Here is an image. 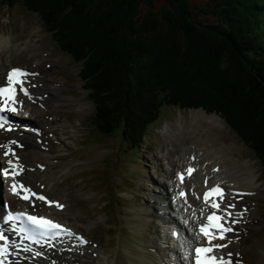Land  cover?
<instances>
[{
	"label": "rangeland",
	"instance_id": "rangeland-1",
	"mask_svg": "<svg viewBox=\"0 0 264 264\" xmlns=\"http://www.w3.org/2000/svg\"><path fill=\"white\" fill-rule=\"evenodd\" d=\"M3 1L0 0V36L5 35L12 39V43L8 44L3 52L8 64H23L22 61L30 63L31 54H27L25 50L21 51L24 43L30 41L36 49V56L44 57L40 66L45 69L50 68L49 66L52 67L47 70L50 72L49 77L57 80L55 84L60 85L59 92L62 96H67L63 97L65 101L60 104L50 100L52 108L46 112L45 119L48 115H53L54 120H57L53 128L58 133L60 143H57L54 153L45 154L43 151L31 149L26 151V158L32 164L37 160L52 163V167L57 170L58 174H61L62 168H68L64 177L58 181L55 191H52L53 194L62 195L63 198L69 196L71 208L74 211L69 215L70 218L91 238L100 241L105 251L118 256V251L122 247L132 248L137 241L131 222L140 221L136 215L139 210L144 209L142 206L150 197L146 194L154 186L151 180L149 181L153 174V168L159 163H163L162 150L170 147V140L165 135L167 134L165 127L168 123H172L175 131L179 132L178 122L189 125L192 122V116L196 114L192 115V111L198 109L194 106L190 110H180L171 105H165L139 149L127 147L121 142L118 134L114 136L102 135L95 131L91 125L94 105L88 96L85 82L80 77L81 66L79 63H76L71 55L63 52L53 36L46 31L42 23L44 22L41 17L42 13L27 11L24 4L26 0H13V7ZM179 2L180 5L175 0H141L138 9L141 14L154 13L156 16L162 17L166 11L172 13L183 6L182 8L189 7L193 18L201 23L216 24L219 21L215 0H179ZM45 7L50 8L49 4ZM78 7L80 9L81 6ZM184 14L182 13V15ZM120 16H122L120 13L112 10L102 16L93 17L95 29L92 33L89 30L83 35L70 33L68 46L77 52L88 48L91 53L104 54L103 40L100 35H104L103 32L107 30V33L110 32V27L118 22ZM90 39H93V42ZM119 42L120 40L115 35L109 41L114 51L118 49L123 54V46L122 44L119 46ZM200 46L202 43L194 40L185 42V47H188L184 50L186 59L183 56L179 57L178 52H173L170 48L162 45L135 46L137 54L133 58L134 60L132 62L131 59L119 60L117 72H122L121 66L124 65L127 66L126 68H131V74L138 72V75H133L137 85L145 82V84L154 85L167 84L169 81L176 83L178 93L183 90L182 95H187L189 88L199 89V92H195L199 94L196 98L204 96L202 88L206 91L207 96L197 100L204 101L203 107L207 109L208 114H214L211 112L212 102H225L227 96L221 89H211L210 91L206 89L204 86H208L205 83L207 80L200 79V77L220 83L219 77L215 75H219V72L221 73L223 70L217 71L216 62L205 56L213 46H210V50H206V53L199 56V51L196 53L195 47ZM193 54H196L197 57ZM20 58H23L22 61ZM10 59L15 60L9 62ZM135 66L140 67L137 69ZM111 67V63L104 64L101 70L110 72ZM196 75H199L198 78ZM192 78L202 81L200 82L202 86L193 83ZM222 78H224L226 88L227 85L229 86V82L227 78ZM58 80L62 81L58 82ZM190 93H194V91ZM190 96L192 97L194 94ZM215 110H219L218 112L223 114L221 109ZM199 128L203 133L202 126ZM215 131L219 134L220 140L231 147V154L248 161L258 174L255 188L259 201L255 216L264 221V170L260 162L254 156L255 153L244 145L234 131L227 126L225 120H223V126H217ZM181 144L177 145V148L183 149L180 152V161L182 162L188 145L182 147ZM144 185L148 187V190L143 189ZM195 187L198 188V186ZM150 201L152 203L151 198ZM103 205L108 213L104 211L105 208H102ZM148 223L151 230H154L155 225L161 228L158 219L149 218Z\"/></svg>",
	"mask_w": 264,
	"mask_h": 264
},
{
	"label": "trees",
	"instance_id": "trees-1",
	"mask_svg": "<svg viewBox=\"0 0 264 264\" xmlns=\"http://www.w3.org/2000/svg\"><path fill=\"white\" fill-rule=\"evenodd\" d=\"M140 1L26 0L24 4L31 12L42 13L44 24L63 51L70 53L76 61H82L81 75L92 90L90 96L95 102L98 129L105 134L120 132L121 138L134 146L141 144L148 125L158 117L163 99L168 103L198 106L204 101L197 99H204L207 95L202 88L205 97L196 98L199 94L195 92L200 90L190 88L187 95H182L183 90L178 93L177 84L170 81L167 84L145 82L137 85L133 75L139 73L131 74V68L125 65L121 66L122 72H117L118 61L131 59L132 62L137 54L134 47L139 45H162L178 52L184 59L185 42H201L202 46L195 47L199 56L213 46L205 56L216 62L217 71L223 70L219 75H215L216 71L214 73L220 83L208 78L200 79L207 80L206 89H221L227 99L225 102H212V109H221L264 161V0H215L219 19L216 24L195 20L191 9L183 6L172 13L166 11L162 17L154 13L141 14L138 9ZM175 2L180 5L179 0ZM47 3L49 10L45 7ZM110 10L122 16L110 27V32L99 34L104 54L91 53L88 48L77 52L68 46L70 33L83 35L88 30L92 33L95 29L93 17ZM113 35L120 40L123 54L110 46ZM193 56L197 57L196 54ZM108 63L112 65L110 72L101 70ZM135 67L139 69L140 66ZM222 77L229 82L226 88ZM191 81L202 86L199 79L192 78ZM192 94L194 96L191 97Z\"/></svg>",
	"mask_w": 264,
	"mask_h": 264
},
{
	"label": "bare ground",
	"instance_id": "bare-ground-1",
	"mask_svg": "<svg viewBox=\"0 0 264 264\" xmlns=\"http://www.w3.org/2000/svg\"><path fill=\"white\" fill-rule=\"evenodd\" d=\"M6 42L12 43V39L1 35L0 83L5 79V74L8 69V64L3 54L7 47ZM33 46L34 45L28 41L24 43L23 49L28 52L27 54L36 56V49ZM31 62L33 64V62L37 61ZM46 73L47 75L50 74L47 70ZM31 79L32 82H44L45 89L49 92L50 96L55 98L56 102H62L63 100L61 98L67 97L65 95L61 96L59 92L60 88L54 86L51 79H45L43 76L38 77L36 74L32 75ZM43 94L46 93L43 91ZM55 94L58 95V98L55 97ZM194 113L196 114L194 115ZM192 115L194 116H192V122L189 125L183 124L180 121L178 122L177 126L180 128V133L175 131L172 123H168L165 127V132H167L165 135L170 140L169 144L171 148H167L166 151L164 150L165 152L162 151L164 162L159 163L153 168V174L149 179L156 186L155 188H151L146 194L148 197L150 196L149 199H154L153 203H149V200H147L148 203L144 202L142 206L144 209L140 210L138 214V217L141 220L140 223L133 222L132 228L138 239L137 242H135L132 248L122 247L121 250L118 251V256L105 251L103 245L98 246L99 250H97L96 253L89 255L86 254L87 259L82 261V264H162L163 261H166V264H173L169 261H176L173 256H177V253L172 254L171 252L175 249H172V247L169 246V242H172V240H167L164 230L161 233L162 236L155 232V230H151L152 228L147 222L149 218L158 219L159 222L165 224L164 227L167 229L172 227V221H174L176 225L174 224L173 227L179 229L184 234H188L182 216L186 215L195 222L196 217L199 216L200 213H204L203 211L206 207L202 204L200 195L205 188V178H208L209 184L214 182H223L230 186L236 185V188L246 190H252L256 187L255 180L257 178V173L255 170L251 167L248 161L239 160L231 154V147L223 144L220 140L219 134L215 131L217 126H223L222 118L215 113L207 114L202 109L192 111ZM39 116L40 114H35V118ZM200 126H202L203 133L199 128ZM45 134V144L42 143V145H44L45 151H50L53 147H55L56 140L51 133L47 135L46 132ZM10 136L17 139H25L31 147L39 148L38 145L40 144L37 143L36 137L32 133H26L21 130L18 133H11ZM3 142L5 146L12 145L9 140L4 139ZM179 144H181L182 147L188 145L185 150V154L183 155L182 162L180 161V152L183 149L177 148V145ZM192 152H197L198 159L195 161V164L198 167H201H197L194 174L190 178H187L183 184H180L177 182L175 174H179L181 172L180 168L187 165L189 160L188 155ZM206 161L209 162L207 166L204 167L203 164ZM1 164L2 163L0 161V165ZM214 164L220 165L218 172H211L210 168ZM52 165L53 164L46 165L43 172L39 170V178L45 180L47 183V189L51 191L57 188V181L64 177L67 173L66 170H68V168H62L61 174H58L57 170H54ZM167 176L170 177V180L172 181L170 187L168 185L167 179L169 178H167ZM195 186H198V188ZM182 187L183 189L187 187L186 189L189 192L185 199H180L178 195H176L178 189ZM143 189L146 191L148 190V187L144 185ZM169 196H171V199H169ZM255 198V200H259L257 196H255ZM185 200L191 201L195 208L189 209L185 207L183 205V201ZM255 203L257 204V202ZM146 208H149V210ZM253 210L251 212V220L248 214L241 213V217L244 221L236 234V237L238 238L231 244V248L237 255L239 263L264 264V223L254 222L255 217H253ZM175 215L180 217L179 223L175 220ZM152 224L154 223L152 222ZM160 238L163 240H160ZM162 241L166 242V244H163ZM179 242L182 243V240ZM152 248L155 249V252L151 250ZM55 258L60 259L62 262H57L55 264H77V259L74 260L68 256H62L61 254H58ZM180 259L181 264H187L185 257L183 258L181 255Z\"/></svg>",
	"mask_w": 264,
	"mask_h": 264
},
{
	"label": "snow or ice",
	"instance_id": "snow-or-ice-1",
	"mask_svg": "<svg viewBox=\"0 0 264 264\" xmlns=\"http://www.w3.org/2000/svg\"><path fill=\"white\" fill-rule=\"evenodd\" d=\"M29 74L22 69H12L7 76L6 86H0V98L2 99V103H0V113L7 112H17L16 105L19 104L21 107L23 105L22 101H17L16 93H17V85H19L20 91L25 95L31 98L30 93L27 88L24 87L26 82V77ZM8 121L4 115H0V129L6 128ZM7 130H11L8 128ZM15 144V141H12ZM15 155L11 148H9L4 155ZM9 168L0 169V173L4 177L11 176L13 179V183L11 185V191L16 195H21V192L18 189H22L23 193H25L22 198L25 200H30L31 197L35 196L39 200H45L43 195H38L31 191L30 188H26L22 183L15 181V176L22 172L23 169L19 167V165L14 164L11 159L8 160ZM188 173L193 171L192 168H189ZM184 176L181 174L180 180L183 181ZM181 196L185 195L183 192L180 193ZM212 197H216V199H212ZM224 193L223 190L217 185L211 188L208 192L204 194V200L207 204L210 205L212 209H216V211H212L207 215L206 223L200 226L199 232L203 234L206 238L205 243L192 247L189 251L188 255L193 259L194 264H232L231 253H228V259H225V256L219 252L220 249L226 247L223 244H213V240H223L225 239V233L232 231L233 229L228 226L226 227L222 221L225 219L224 215H218V212H226L228 207H235V205H225L224 209H221L220 203L218 201H223ZM48 203H52L48 201ZM56 207H63L60 203H56ZM226 215H232L230 212H226ZM5 223L8 222H20L24 226L16 229L21 233H26L28 239H35L36 236H45L50 235L52 238L60 235L61 233H67L69 236L75 237V233L71 232L70 229L62 227L59 223H55L50 219H46L42 216L36 215H28L26 212H15L7 211L3 217ZM235 221H233L234 223ZM81 243H88V241L84 240L83 237H76ZM8 238L4 235V232L0 230V241H5L3 245H0V256L7 254L8 252ZM39 243V241H36ZM28 250V249H26ZM0 264H3V261H0Z\"/></svg>",
	"mask_w": 264,
	"mask_h": 264
}]
</instances>
